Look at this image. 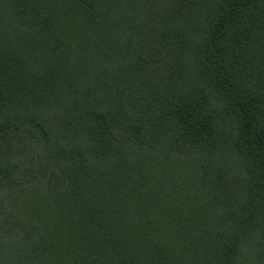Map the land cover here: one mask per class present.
I'll return each mask as SVG.
<instances>
[{
    "label": "trees",
    "instance_id": "trees-1",
    "mask_svg": "<svg viewBox=\"0 0 264 264\" xmlns=\"http://www.w3.org/2000/svg\"><path fill=\"white\" fill-rule=\"evenodd\" d=\"M0 264H264V0H0Z\"/></svg>",
    "mask_w": 264,
    "mask_h": 264
}]
</instances>
